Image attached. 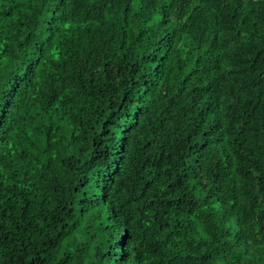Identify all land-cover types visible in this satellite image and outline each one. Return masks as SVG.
<instances>
[{
	"label": "trees",
	"instance_id": "1",
	"mask_svg": "<svg viewBox=\"0 0 264 264\" xmlns=\"http://www.w3.org/2000/svg\"><path fill=\"white\" fill-rule=\"evenodd\" d=\"M0 264H264V0H0Z\"/></svg>",
	"mask_w": 264,
	"mask_h": 264
}]
</instances>
